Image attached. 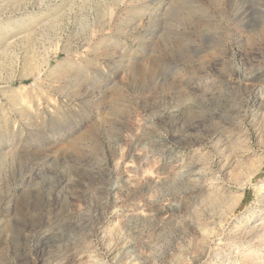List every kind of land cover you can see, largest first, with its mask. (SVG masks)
Listing matches in <instances>:
<instances>
[{"label": "rangeland", "instance_id": "374dc122", "mask_svg": "<svg viewBox=\"0 0 264 264\" xmlns=\"http://www.w3.org/2000/svg\"><path fill=\"white\" fill-rule=\"evenodd\" d=\"M263 185L264 0H0V264H264Z\"/></svg>", "mask_w": 264, "mask_h": 264}, {"label": "bare ground", "instance_id": "6f19581e", "mask_svg": "<svg viewBox=\"0 0 264 264\" xmlns=\"http://www.w3.org/2000/svg\"><path fill=\"white\" fill-rule=\"evenodd\" d=\"M196 30V29H195ZM189 31V30H188ZM198 32V31H197ZM194 34H196V32L195 31H193V32H183V33H181V35H179V37H178V40H177V45L175 44V46H174V50H173V48L172 47H170V51H169V57L171 58V59H173L174 57H179V51H180V45H179V43H178V41H179V38H186V37H188V35H194ZM248 182H250V179L248 180ZM264 192V185L263 186H261L259 189H258V193L260 194L261 192ZM254 230H255V233H259V236L260 237H262V235L264 234V223H261L260 224V226L258 227V228H254ZM253 231V230H252ZM259 231V232H258ZM263 233V234H262ZM261 240H263V239H261Z\"/></svg>", "mask_w": 264, "mask_h": 264}]
</instances>
